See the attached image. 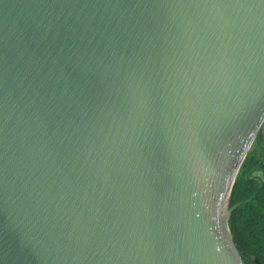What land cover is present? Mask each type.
I'll return each instance as SVG.
<instances>
[{"label":"water","instance_id":"95a60500","mask_svg":"<svg viewBox=\"0 0 264 264\" xmlns=\"http://www.w3.org/2000/svg\"><path fill=\"white\" fill-rule=\"evenodd\" d=\"M263 122L264 0H0V264H258Z\"/></svg>","mask_w":264,"mask_h":264},{"label":"trees","instance_id":"16d2710c","mask_svg":"<svg viewBox=\"0 0 264 264\" xmlns=\"http://www.w3.org/2000/svg\"><path fill=\"white\" fill-rule=\"evenodd\" d=\"M262 126L243 167L234 201L235 206L241 205L235 215L236 223L244 231L258 264H264V142ZM255 166L256 169L251 173ZM259 171L263 172L261 186L259 180L250 179Z\"/></svg>","mask_w":264,"mask_h":264},{"label":"crops","instance_id":"0c3cea01","mask_svg":"<svg viewBox=\"0 0 264 264\" xmlns=\"http://www.w3.org/2000/svg\"><path fill=\"white\" fill-rule=\"evenodd\" d=\"M262 134H263V142H264V124H263V126H262ZM263 172H261V171H259V172H257V173H255L256 175H259V176H263V174H262Z\"/></svg>","mask_w":264,"mask_h":264}]
</instances>
